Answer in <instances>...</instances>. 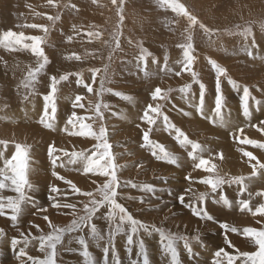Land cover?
<instances>
[{"label":"rangeland","instance_id":"1","mask_svg":"<svg viewBox=\"0 0 264 264\" xmlns=\"http://www.w3.org/2000/svg\"><path fill=\"white\" fill-rule=\"evenodd\" d=\"M38 1L40 0H0V33L12 30L24 32L29 36L45 35L39 29L27 27L33 23L42 24L41 19L44 20V17H35L33 13ZM192 1L181 0L198 20L214 30L211 36L206 35L198 26L192 30L193 55L196 57L192 70L198 74V79L205 85L203 116L196 112V106L200 104L199 84L192 81V76L188 71L182 72L180 76L175 75V72L180 71L183 67L182 63H178V61H182L183 50L177 45L187 42L188 34L184 31L187 22L183 17H177L170 9L161 7L158 0H124L122 22L117 15V7L112 4L111 0H95V2L94 0H54L56 6L51 7L43 21V25L49 28L46 42L43 45L49 63L38 74L36 81L27 88L24 86L25 77L29 67L36 66V58L19 60L20 56L26 57L32 54L25 50L9 51L0 47V141H8L7 145L0 144V166L3 165L4 159L10 158L14 153L16 143L28 145V179L32 185V188L27 192L31 199L24 204L22 214L15 226L7 216H0V229H3L6 234L0 239V264H21V261L16 259V253L23 245H18L16 249H13L11 239L13 237L19 239L21 232L26 235L29 232L39 235L37 229H31L34 225L31 222L33 219H40L47 215L56 225L64 226L70 223L73 217L61 213V208L52 207L53 203L62 204L60 200L75 197L78 199L77 207H82L79 202L86 198L72 193L69 185L62 186L59 183H53L52 180L60 181L56 179V176H53L54 171L58 174L74 175L79 178L77 180L82 185H85L90 178L96 179L97 183H101L105 179L101 177L99 180L100 176L83 174L82 165L69 164L68 157L63 155L68 150L60 148V144L56 142L58 138L67 139L69 137L85 140L81 136L70 134L79 127L77 125L76 128H73L67 123L73 112H76L80 117L86 115L91 117L89 124L97 131L101 124L105 126L108 141L112 145L111 151L115 155L116 163L120 166L117 169V176L122 187L118 189L120 193L118 202L122 203L134 218L150 226L156 225L165 231L189 238L193 255L190 256L184 249L183 241L179 242L178 251L181 264H197L196 262L212 264V259L215 260L212 253L214 256L219 248L223 247L229 252L234 251L225 244L220 245L218 239L224 238V230L219 227L221 222H226L238 229L260 227L256 223L260 217L246 216L249 212H241L239 206L233 205V203L239 199H249L250 205L255 208L259 203L264 202V199L255 195L257 192L264 191V170L245 181L247 189L243 194L239 193L237 184L222 185L218 189V193H223L232 203V207H225L220 206L219 202L221 201L217 193L211 192L207 185L199 182L208 173L194 168V163L198 161H193L188 157L190 147L184 148L177 143L173 138L175 133L165 128L162 117L158 118L157 123L152 126L150 139L159 142L168 151L179 156V166L157 160L150 149L141 146L143 131L148 130V125L141 121L140 117L147 104L156 103L151 100L150 93L156 87H160L165 90L172 89L166 101H159L162 105V112L190 140L207 149L197 155L216 164L218 171L225 178L238 176L233 174L231 167L240 163L238 157L242 154L241 150L250 151L253 154L255 151L264 156V150L239 142L247 137L264 143V139L260 140L264 134L252 127V125H259L261 121H264V28L261 27L264 25V0L246 3H244L245 0H242L239 5L233 1L234 3L227 8H224V4L231 0H195L194 3ZM40 2L48 3L46 0ZM25 4L30 6L25 7ZM107 9L109 12H104ZM55 15H59L60 19L55 22L47 19V16ZM245 27H250L252 30L247 39L240 34ZM88 32H99L101 37L99 39L90 38L87 35ZM116 32L121 33L118 49L113 39ZM129 40L132 43H129ZM253 40L255 46H253ZM140 44L151 53L146 57V61L138 59ZM248 50L252 51V57L247 54ZM72 54L80 56L81 59L66 58ZM110 54L111 58H109ZM165 56H167V68L171 71H161L162 68H165ZM208 58L215 60L227 70V75L221 77L223 126L213 113L216 73L208 63ZM153 59L156 60V63L152 62ZM10 60L12 62H9ZM105 65L108 67L104 87L111 89L112 92L105 91L97 97L95 90L99 89L103 72L97 74L96 81L93 83L89 70L93 68L103 70ZM145 71L148 73L147 76L144 74ZM65 73H80L82 83L77 84L76 75H70L68 80L61 81L57 85V92L54 96L56 112L52 121L54 126L46 128L40 123V120L45 111L44 97L50 90V77L58 78ZM229 77L240 85L239 89H234L229 84ZM84 84L92 85L94 91L89 93ZM185 84H191L187 94L178 90ZM244 86L249 88L251 97L254 98L248 101L251 113L248 118L244 117L241 108L240 97L243 95ZM116 92L123 93L131 99H122L113 94ZM77 95L82 97L80 103L91 102L89 108H73V102ZM256 101H259V104ZM97 102L108 106L101 109L102 120L95 113L94 106ZM80 109L91 115L78 114ZM185 112L190 115H184ZM48 114L49 117L53 115L51 104L48 107ZM205 117H212L216 123ZM20 126H28L31 129L29 132H21L18 135L17 129H22ZM251 132L253 133L251 134ZM46 135L49 137L43 139V136ZM90 140L91 142L85 140L88 142L86 148L76 151H89L95 143L94 140ZM44 144H46L45 147ZM49 146H52L55 152L51 158ZM218 153L222 154V158L217 155ZM53 158H56L57 161L55 167L52 163ZM258 160L264 162V158ZM226 161L233 163L227 167ZM245 161L247 162L248 159ZM61 163L64 166H60ZM248 166L245 167L246 170H248ZM251 171L241 176L249 177ZM199 174L202 175L198 176ZM186 176H190L191 179L186 180ZM125 181H131L137 187L125 185ZM144 185H151L154 191L142 190ZM52 187H56L59 191L52 192ZM94 188L95 185L92 182L90 189L83 187L80 189L91 191ZM199 193H207L204 207L214 217L215 222L197 218L192 214L191 209L184 207V204L179 200L180 196H184L185 204L196 203ZM249 193L252 194L251 198ZM4 194L15 195L8 191H5ZM141 201L143 202L141 203ZM209 207L213 208V213L211 209L209 211ZM215 208L220 209V215L217 216L214 213ZM172 209L178 211L174 214H178L177 218L186 212L192 219L198 221L197 227L190 229L186 226L183 229L180 226H174L175 223L172 222L176 219L174 215H170V218L163 217L164 214H169ZM230 215H239L242 219L238 217L232 219ZM249 221L255 222L254 226ZM94 222L105 233L107 232L108 225L99 215ZM43 227L39 228L43 229ZM48 231L46 224L43 232L47 233ZM80 234L73 232L65 236L63 243L58 246L57 264H87L80 254V245L76 242V237ZM238 235L237 233H228V237L232 236L230 239H234V243H231L235 248L241 251L253 250L251 244L242 235L235 237ZM194 237H199V239H194ZM139 238L146 245L151 264H169L168 257L163 255L160 250L159 235L155 231L145 233L141 230ZM238 239L243 240L244 244L241 245L240 241L236 242ZM125 242L124 235L116 236L117 254L114 257L111 251L107 256L104 255L103 241L97 246L96 242L89 240V252L93 264H117V260L119 264H132V261L142 264L141 258L136 255L135 245L129 254L125 251ZM37 248L38 243L33 241L26 250L29 255L42 257L43 254L39 253ZM202 260L205 263H202Z\"/></svg>","mask_w":264,"mask_h":264},{"label":"snow or ice","instance_id":"2","mask_svg":"<svg viewBox=\"0 0 264 264\" xmlns=\"http://www.w3.org/2000/svg\"><path fill=\"white\" fill-rule=\"evenodd\" d=\"M49 5L54 4V0H47ZM95 2V0H94ZM112 4L117 7V15L120 22L123 21L124 17L123 4L124 0H111ZM158 3L161 7L170 9L177 17H183L187 26L184 31L188 34L186 39L187 42L177 45L181 48L182 51V63L180 71L175 72L176 76H180L182 72L188 71L192 76V81L199 84L200 86V104L196 106V112L201 116L204 115V93L205 85L200 82L198 79V74L192 70L193 63L196 57L193 55L194 48L192 43V30L198 26L206 35L211 36L214 32L213 29L207 27L202 23L198 18L193 15L187 7L181 2V0H158ZM73 7H75L73 5ZM49 21L55 22L60 19L59 15L47 16ZM27 27L33 29H39L45 35H25L24 32H14L12 30L4 31L0 33V47H4L9 51H20L25 50L29 51L33 57L36 58V66L29 67L24 86L30 87L37 79L39 73H41L46 65L49 63V59L45 54L43 45L46 42V36L49 31V28L43 24H30ZM119 28L120 25L118 24ZM264 28V25L261 26ZM251 28L245 27L241 35L247 37L251 35ZM87 35L92 38L99 39L101 33L99 32H88ZM120 35L121 33L116 32L113 35V39L116 42V48L120 47ZM71 40V37H69ZM107 43V41H105ZM129 43H132L129 40ZM140 46V61H146V57L151 55L147 49L143 48L142 44ZM253 46H255V41L253 40ZM247 54L249 57H252V51L248 50ZM67 59H76L80 60L81 57L72 54L71 56L66 57ZM111 58V54L109 56ZM153 63H156V60L153 59ZM208 63L211 65L213 71L216 73V96H215V107L213 109L214 116L219 120L221 126L224 125V120L221 114L223 107V96L221 92V77L227 75V70L219 65L215 60L208 58ZM107 65L104 66L103 70L101 69H90L89 71L92 74L93 83L96 81L98 73L103 72L100 78L99 89L95 90V95L97 97L101 96L103 92L108 91L112 92L111 89H106L104 87L106 74H107ZM161 71H171L167 68V56H165V68H162ZM145 76L148 75L145 71ZM70 75H76L77 84L82 83V77L80 73H65L60 75L58 78L56 76L50 77V85L48 95L44 97L45 111L41 117L40 123L46 128H53L54 114L56 112L54 96L57 92V85L61 81H66L69 79ZM229 84L232 85L234 89H239L240 85L228 78ZM84 87L89 93L94 91L92 85L84 84ZM191 88V84H185L178 90L181 93L187 94ZM172 91L171 88L165 90L160 87H156L151 93V100L156 103L147 104L146 108L143 110V114L140 117L141 121L145 122L148 125V130L143 131L142 147L148 148L151 150L152 155L160 161L179 166L178 157L168 151L164 145L159 142H154L150 139V132L152 131V126L157 123V119L162 117L165 128L170 132L175 133L174 139L177 143L184 148L190 146L191 151L188 152V157L193 161H198L194 163V168L200 169L208 175H205L199 182L208 186V188L213 193H217L220 197V201L225 207H232V203L227 199L223 193H218V189L226 183H234L239 185V193L243 194L247 185L245 181L251 177L257 176L261 170H264V163L260 162L256 156L253 155L250 151H242V155L248 158L249 165L252 169L250 176H234L225 178L224 175H221L217 169V165L212 163L211 160L203 158V156H198L197 153H202L206 151L202 145L192 141L188 136L174 124H172L167 115L162 112V105L159 101H166L168 99L169 93ZM119 96L122 99L130 100L131 97L125 96L123 93H113ZM82 97L77 95L73 102V108L80 107L84 108V105L80 103ZM249 99H254L251 97L249 88L247 86L243 87V95L240 97L241 108L245 118L250 117L251 113L249 111ZM259 104V101H256ZM51 104L52 116L49 117L48 107ZM91 104V102H90ZM95 113L97 117L103 119V114L101 112L102 108H107L106 104L97 102L95 104ZM184 115H190L185 112ZM212 120V117H205ZM85 119H91V117H80L77 116L76 112H73L68 118V124L72 125L73 128H76L79 125L76 131L71 132V135H77L81 137H89L95 141L89 151H72L64 152L63 155L68 157V163L72 165H82L83 174H92L93 176L104 177L105 179L101 183H97L95 180L93 184L95 188L91 191H82L78 188L72 181L65 180L63 176H59L55 171L52 173L53 176H56L57 179L63 180L66 184L70 185L72 193L85 197L86 200L80 201L82 204L81 208L77 207L75 203H53L52 207L55 208H65L69 209L70 212L65 213L71 215L73 218L67 225L59 226L54 224L47 215L43 216V219L47 222V227L49 231L44 233L38 225H32L40 233L39 235H33L29 232L27 235L23 232L20 233V238L13 237L11 239V247L16 249L18 245H23L20 247L19 251L16 253V259L21 261V264H57L56 255L58 246L63 243V240L66 235L77 232L81 233L76 237V242L80 245V254L87 261V264H93L91 254L89 252V240L96 242L99 246L100 242H104V247L102 249L105 256L111 251L112 255L115 257L117 250L115 248V238L117 235H124L126 237L125 242V251L131 254L133 246L135 245L137 251L136 255L141 258L142 264H151L149 255L147 252L146 245L142 239L139 238L141 230L145 233L150 231H155L159 235V244L160 250L163 255L168 257L169 264H181L179 259L178 244L183 241L184 249L189 253L190 256L193 255L192 248L189 243V238L183 235H178L171 231H165L161 227L156 225H148L142 222L139 219L134 218V216L129 212V210L120 202H118L119 191L122 187V184L117 176V169L120 167L116 163V158L113 152L111 151L112 145L108 141L107 130L103 124L100 125L98 131L95 130L91 124L85 123ZM213 123H216V120H212ZM139 127V125H137ZM256 128L261 134H264V121H261L259 125H252ZM242 131V130H241ZM239 139V137H236ZM241 144H248L256 148L264 150V143L259 142L254 139H249L244 137V139L239 140ZM8 141H0V144L7 145ZM15 151L10 158L3 160V165L0 166V216H7L15 226L18 223V219L23 211V206L31 198L28 196L27 192L32 188V185L28 179V164H29V146L26 144L16 143L14 145ZM54 148L49 146V156H53ZM222 158V154H217ZM256 161V163H251ZM56 158L52 159L53 166H56ZM60 166H64L63 163ZM186 180H190V176L185 177ZM125 185H130L131 187H137L136 184L131 181H125ZM142 190L145 191H154V188L151 185L142 186ZM5 191L14 193L15 195H5ZM52 192H58L59 190L56 187L51 188ZM188 191V190H186ZM257 197L264 199V191L257 192L255 194ZM207 193H199L196 197V203H187L184 202V196H180L179 200L185 207H189L192 211V214L202 220L214 221V217L211 216L206 208L204 203L206 200ZM252 194L249 193L251 198ZM143 201H141L142 203ZM236 204L239 206L241 212L247 211L253 217H260L257 219L256 223L260 227H244L243 229H238L235 226H232L226 222L219 223V227L224 230V244L228 248L234 249L233 252L226 251L225 248H219L215 253V260L213 264H264V202L259 203L253 207L250 205L249 199H239L236 201ZM106 209V211H104ZM40 211H47L46 209H39ZM100 216L106 224L108 225L107 232L105 233L101 228L97 226L94 222L97 216ZM215 222V221H214ZM86 230V231H85ZM237 233L242 235L252 246L253 250L251 251H241L236 249L235 246L231 243L228 238V233ZM3 229H0V239L5 236ZM194 239H199V237H194ZM37 242L38 248L37 251L42 253L43 256H32L29 255L28 245L31 242ZM117 264L119 261L117 260ZM132 264H137V261H132Z\"/></svg>","mask_w":264,"mask_h":264},{"label":"bare ground","instance_id":"3","mask_svg":"<svg viewBox=\"0 0 264 264\" xmlns=\"http://www.w3.org/2000/svg\"><path fill=\"white\" fill-rule=\"evenodd\" d=\"M40 1H42V0H40ZM40 1H38V3H37V6L35 7V9L33 10V13L35 14V17H44L43 19L45 20V17H46V13L48 12V11H50V9H51V7L53 6V5H49L48 3H43V2H40ZM193 1H195V0H193ZM192 1V3H194ZM233 1H235L236 3H238V5L241 3V1L242 0H231V1H229V2H227V3H225L224 4V8H227L229 5H231L232 3H234ZM254 1H256V0H245L244 1V3H246V2H254ZM46 2H47V0H46ZM29 4H31L30 2H29ZM29 4H25V7H28V6H30ZM198 5V4H197ZM203 5V4H202ZM247 5V4H246ZM107 11L109 12V9H107V10H105L104 12H106L107 13ZM37 13V14H36ZM31 18V17H30ZM38 18V19H39ZM44 20H42L41 19V22H42V24H43V21ZM30 58H33V56L32 55H29V56H26V57H23V56H20L18 59L19 60H23V59H30ZM9 62H12V60H10ZM260 67L262 68V64L260 65ZM82 104H84V107L85 108H89V106H90V103H86V102H84L83 101V103ZM83 109H80L79 111H78V114H89V115H91L89 112H84V110L82 111ZM86 110V109H85ZM88 110V109H87ZM85 118H87L88 117V115H86V116H84ZM89 121H90V119H85L84 120V122L85 123H88L89 124ZM27 125V124H26ZM20 127H22V129H17V131H18V135H20V133L21 132H29L30 131V129L31 128H28V126L26 127V126H20ZM24 130V131H23ZM231 130V129H230ZM232 131V130H231ZM253 132H251V134H252ZM257 136H259V135H257ZM49 136L48 135H46V136H43V139H47ZM83 139H85L86 141H88V142H91V138H89V137H83ZM262 139H264V136L263 137H261L260 138V140H262ZM85 140H81V139H76V138H71V137H69V138H67V139H61V138H58V140L56 141L57 142V144L59 143L60 145H59V147L60 148H63V149H66V151L68 150V152H70V151H76L77 149H83V148H86L87 147V145H88V142H86ZM55 142V143H56ZM84 142V143H83ZM54 143V144H55ZM44 147L46 146V144H44L43 145ZM55 146V145H54ZM170 146H173V145H171L170 144ZM38 147V146H37ZM39 148V147H38ZM57 148H58V146H57ZM37 149V148H36ZM171 149V148H170ZM9 151V150H8ZM38 151V150H37ZM41 151V150H40ZM253 151V150H252ZM185 152V151H184ZM48 153V152H47ZM53 153H55V152H53ZM254 153L255 154H253L254 156H256L257 157V159H259V158H264V156H262L261 154H259L258 152H255L254 151ZM179 155V154H178ZM150 156V155H149ZM177 156V155H176ZM179 157V156H178ZM152 158V157H151ZM180 158V157H179ZM244 158H246V159H248L247 157H245V156H243L242 154L238 157V160L240 161V163L239 164H237V165H233V166H235V167H231L232 168V172H233V174H236V175H238V176H241V175H246V174H248L252 169H251V167H250V165H249V162L247 161H245L246 159H244ZM62 160V159H61ZM65 162V161H64ZM185 162V161H184ZM227 162V167L229 166V165H232V161H226ZM251 163H256V161H252ZM264 163V162H263ZM155 164V163H154ZM160 165V164H159ZM249 165V166H248ZM248 166V170H246L245 169V167H247ZM53 171V170H52ZM227 172V171H226ZM82 174V173H81ZM203 174V173H202ZM202 174H199L198 176H200V175H202ZM59 176H63L64 178H65V180H70V181H72L76 186H78V188H84V189H90L91 187H92V182L95 180V181H97L96 179H91L90 178V180L85 184V185H82V184H80L79 182H78V180L77 179H79L78 177H75L74 175H72V176H68V175H63L62 173L61 174H58ZM51 178V177H50ZM57 179V178H56ZM254 179V178H253ZM99 180H101V177H99ZM255 180V179H254ZM256 181V180H255ZM52 182L53 183H59L60 185H62V186H66V185H68V184H66L63 180H60V181H54V180H52ZM70 186V185H69ZM68 186V187H69ZM40 189V188H39ZM165 190V189H164ZM238 190V189H237ZM178 194V193H177ZM234 194V193H233ZM172 196H174V195H172ZM176 197H179V196H176ZM156 198V197H155ZM153 199V198H152ZM62 201V204L63 203H75L76 204V201L78 202V199L77 198H75V197H71V198H64L63 200H60V202ZM236 201V200H235ZM220 203V206H224L223 205V203L222 202H219ZM35 204V203H34ZM236 203H233V205H235ZM175 207V206H174ZM185 207V206H184ZM219 207V206H218ZM173 208V207H172ZM225 208V207H224ZM210 207H209V211H210ZM213 209V208H212ZM212 209H211V211H212ZM254 209V208H253ZM176 210V209H175ZM174 209H172L171 210V212L169 213V214H164L163 215V217H169L170 218V215H174L175 213H177L176 211H175ZM177 210H179L178 208H177ZM181 210V209H180ZM184 211V210H183ZM231 211H234V210H231ZM60 212L61 213H68V212H70V210L69 209H65V208H61L60 209ZM235 212V211H234ZM183 213H185L184 215H179V218H177L176 217V215H178V214H176V215H174L175 217H176V219L174 220V221H172V222H174L175 223V225L174 226H180L181 228H183L184 229V227H189L190 229H193V228H196L197 227V225L196 224H198V221H195L194 219H192L189 215H187L186 214V212H183ZM212 213H213V211H212ZM214 213L218 216V215H220V209L219 208H215L214 209ZM245 214V213H244ZM247 215H249V216H251V214L250 213H247L246 214V216ZM68 216H70V215H68ZM244 216V215H243ZM181 217H183V218H181ZM230 217H232V219H233V217H238V218H241V216H239V215H230ZM198 218V217H197ZM196 218V219H197ZM242 219V218H241ZM231 220V219H230ZM34 225H38L39 227L40 226H44L43 227V229L42 230H44L45 229V226H46V224H47V222L43 219V217L42 218H40V219H33L32 221H31ZM250 222V221H249ZM186 223H188V224H186ZM235 224H239V223H237V222H234ZM250 223H252V222H250ZM190 224V225H189ZM253 224V226H254V224H255V222H253L252 223ZM31 229H36L35 227H32ZM176 229V228H175ZM189 229V230H190ZM191 231V230H190ZM197 231V230H196ZM156 236V235H155ZM221 237V236H220ZM235 237H240V234L238 235V236H235ZM229 238V240L231 241V242H233L234 243V239H230V238H232V236H230V237H228ZM153 239V238H152ZM219 240V242H220V245L221 244H224V238H219L218 239ZM155 241V240H154ZM238 241H240V243H241V245H243L244 244V242H243V240H241V239H238L236 242H238ZM227 246V245H226ZM154 247V246H153ZM158 247V246H157ZM156 247V248H157ZM203 249V248H202ZM199 250V249H198ZM204 250V249H203ZM212 251V250H211ZM100 252V251H99ZM204 254V253H203ZM187 256V255H186ZM204 256V255H203ZM212 257H214L213 256V253H212ZM202 258V257H201ZM209 260H210V256H209ZM199 262L201 261V259L200 260H198ZM212 261H214L213 259H212ZM211 262V261H210ZM197 264H199L198 262H196ZM202 263H205V262H203V260H202ZM212 264H213V262H212Z\"/></svg>","mask_w":264,"mask_h":264},{"label":"crops","instance_id":"4","mask_svg":"<svg viewBox=\"0 0 264 264\" xmlns=\"http://www.w3.org/2000/svg\"><path fill=\"white\" fill-rule=\"evenodd\" d=\"M190 147V146H189ZM190 151H191V148H190Z\"/></svg>","mask_w":264,"mask_h":264}]
</instances>
